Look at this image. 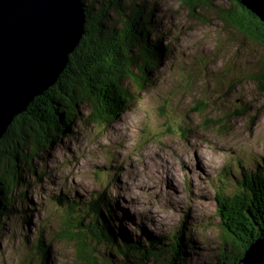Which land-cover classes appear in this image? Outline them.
I'll use <instances>...</instances> for the list:
<instances>
[{"label": "rangeland", "instance_id": "rangeland-1", "mask_svg": "<svg viewBox=\"0 0 264 264\" xmlns=\"http://www.w3.org/2000/svg\"><path fill=\"white\" fill-rule=\"evenodd\" d=\"M147 1L154 11L145 24L148 30L158 25L151 38L166 48L161 63L142 90L124 83L132 93L129 107L110 124L91 121L92 107L81 103L67 133L50 145L41 140L33 152L35 174L22 167L26 185L13 191L16 212L0 215V264L40 259L31 243L63 228V210L53 211L49 198L85 204L95 193L111 208L114 229L132 242L144 234L165 240L186 227L184 264L217 255L222 232L215 194H231L243 171L264 166V89L253 79L264 47L218 19L230 0H200L193 11L178 0ZM85 241L91 248L54 243L47 264L100 262L96 251L102 250Z\"/></svg>", "mask_w": 264, "mask_h": 264}, {"label": "trees", "instance_id": "trees-1", "mask_svg": "<svg viewBox=\"0 0 264 264\" xmlns=\"http://www.w3.org/2000/svg\"><path fill=\"white\" fill-rule=\"evenodd\" d=\"M178 1L190 11H193L194 3L200 2ZM230 1L229 9L217 10L218 19L264 47V24L244 9L239 0ZM153 3L147 0H83L87 16L85 35L69 56L58 82L35 98L27 111L14 119L0 140L2 217L16 212L12 208L13 191L26 185L21 175L22 167L35 174L32 159L36 155L33 152L38 150L41 140L45 139L50 145L59 134L67 133L79 104L88 103L92 107L91 121L110 124L129 107L132 93L124 83L130 82L136 91H140L149 82V74L157 69L166 51L158 38L155 41L151 38L152 32L158 31V25L151 23L148 30L145 24L151 20ZM258 65L253 79L264 89V57ZM27 118L28 125L25 124ZM26 138L31 140L29 147L21 145ZM226 173L232 177L230 172ZM94 197L85 204L67 201L63 196L49 198L48 204L53 206V211L63 210L64 214L60 215L63 228L48 240L42 235L34 239L30 246L40 259L31 260L32 264H47L50 246L62 240L80 242V249L84 250L89 245L86 237L103 253L96 251L101 255L100 262L94 259L95 262L90 264H145L150 260L156 264L185 263V253L190 250L183 242L186 227L165 240L151 239L144 234L143 240L132 242L125 232L115 230L116 225L109 222L114 216H108L112 210L103 195L95 193ZM215 208L221 223V246L214 259L205 264H238L251 243L264 239V166L255 173L243 171L233 182L231 194L216 193ZM27 213L23 211L22 215ZM39 232L43 231L40 229ZM117 239L123 240L121 246Z\"/></svg>", "mask_w": 264, "mask_h": 264}, {"label": "water", "instance_id": "water-1", "mask_svg": "<svg viewBox=\"0 0 264 264\" xmlns=\"http://www.w3.org/2000/svg\"><path fill=\"white\" fill-rule=\"evenodd\" d=\"M239 4L264 24V0ZM86 17L83 0H0V140L58 82L85 35ZM257 243L238 264H264Z\"/></svg>", "mask_w": 264, "mask_h": 264}, {"label": "bare ground", "instance_id": "bare-ground-1", "mask_svg": "<svg viewBox=\"0 0 264 264\" xmlns=\"http://www.w3.org/2000/svg\"><path fill=\"white\" fill-rule=\"evenodd\" d=\"M256 241H258V243H257V246L260 248V250L261 251H263L264 250V240H262V239H257ZM261 241V242H260ZM260 244V245H259ZM261 246V247H260Z\"/></svg>", "mask_w": 264, "mask_h": 264}]
</instances>
